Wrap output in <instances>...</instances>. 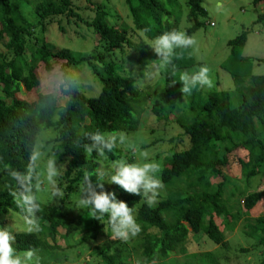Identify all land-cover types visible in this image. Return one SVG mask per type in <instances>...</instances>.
<instances>
[{
  "label": "trees",
  "instance_id": "16d2710c",
  "mask_svg": "<svg viewBox=\"0 0 264 264\" xmlns=\"http://www.w3.org/2000/svg\"><path fill=\"white\" fill-rule=\"evenodd\" d=\"M124 1L133 28L125 21L120 25L111 22L109 11L90 0L94 14L88 18L81 17L71 0L30 1L35 23L12 0H0V44L9 55L0 53V220L26 221L14 200L17 185L11 172L26 170L43 130L55 132L56 144L51 148V155L57 167H61L57 188L63 195L58 204L43 203L36 198L40 231H15L14 247L18 252L32 250L39 264H60L51 256L57 254L53 249L58 247L54 242L60 227L64 229L61 236L65 239L78 235L77 244L98 235L110 237L106 216L96 220L88 207L70 216L64 210V203L79 207L84 178L89 176L95 186L93 173L101 166L100 157L95 152L84 153L82 145L91 142L88 137L92 132L105 135L132 132L140 127L141 120L152 115L165 118L167 109L182 111L176 122L188 137L189 145L167 158L160 175L164 195H160L155 206H148L143 196L103 182L104 191L115 193L130 208L139 204L135 220L140 226V238L130 251L128 240L116 239L113 246L101 247L97 251L99 264H161L169 259L168 264H220L209 251L187 252L186 243L190 235H195L226 248L225 231L234 230L241 215H245L243 234L252 238L263 252L264 212L251 218L249 211L258 202L264 204V75L253 74V59L241 54L246 33L227 42L229 54L221 64L232 78L233 92L214 90L201 98L199 90L194 89L190 95L183 96L179 91L180 71L195 66V62L189 48L176 49L172 65L159 71L163 86L157 103L154 100L152 103L151 95L138 89L134 77L125 73L123 64L113 58L118 59L117 52L124 53L122 56L126 55L130 61L146 57L149 45L144 40H135L137 31L151 41L165 31L177 30L178 17L168 8L176 0ZM202 1H186L187 19L194 21L186 28L188 36L200 27L198 17L206 14ZM259 2L264 4V0H253L254 5ZM56 16H65L68 22L72 17L77 18L87 30L97 34L99 40L94 49L86 55H77L67 48L52 50L46 45L44 27L39 31L40 36L34 35L36 28ZM257 22L264 24V11L258 13ZM28 38L35 40L30 51L26 49ZM127 49L132 53L127 55ZM136 51L141 58L135 56ZM28 58L32 59L31 63ZM39 62L43 64L45 77H56L59 72V94L66 97L62 105L58 104L55 94L37 91L41 80L37 72ZM67 68H85L99 86V92L86 93L79 79ZM23 89L34 97L20 98ZM236 149L245 152L238 159L241 180L247 184L260 177V184L254 190H239L232 178L222 173V167ZM118 152L114 149L105 156L113 161ZM109 171L112 170H108V175ZM234 197L236 200L231 202ZM215 217L220 219L223 228ZM179 255L181 260L174 259ZM255 264H264V255Z\"/></svg>",
  "mask_w": 264,
  "mask_h": 264
},
{
  "label": "rangeland",
  "instance_id": "374dc122",
  "mask_svg": "<svg viewBox=\"0 0 264 264\" xmlns=\"http://www.w3.org/2000/svg\"><path fill=\"white\" fill-rule=\"evenodd\" d=\"M33 0H12L13 3L20 7L23 15L31 22H36V16L31 2ZM76 10L79 11L81 17L88 18L94 14L93 7L88 2L89 0H71ZM93 3H99L104 9L108 10L111 17V22L119 24L125 21L127 26L134 27L128 7L124 0H90ZM187 0H176V4L169 5L168 8L174 12L178 17V31L186 33V28L194 24L193 20L187 19L188 7ZM202 5L206 10L204 16H199L198 21L201 22L200 27L191 33L190 37L194 40V45L189 47L191 50L190 56L194 59L195 66L180 71V75L187 72L191 73L198 69L199 66H206L209 69V78L212 82L211 88H197L201 98H205L210 91L227 90L233 92V81L231 76L221 68V64L227 59L229 54V46L227 42L242 32L246 33V42L242 48L241 54L247 59H253L251 72L255 75H264V24L257 22V15L259 12L264 11V4L262 2L253 4V0H203ZM123 23V22H121ZM62 27V30L59 28ZM45 28L44 37L46 45L52 50L60 48L70 49L77 55H86L90 53L97 45L99 36L90 30H87L82 24L79 23L77 18H70L67 21L65 16L50 17L44 24L36 28L35 36H40L39 31ZM136 41L144 40L148 43L149 49L146 51V57L141 61H130L124 53L117 52L118 59L113 58L119 64H123L125 73L131 74L134 77L135 85L138 89L142 90L147 96L151 95L154 103H157L158 93L162 89L163 82L161 81L160 70L156 67L158 59L155 52L150 48V42L144 38L142 32L137 31ZM35 45L34 38H28L27 50L30 51L31 47ZM101 50V49H100ZM0 53L7 56L8 52L0 44ZM127 55L132 53L130 49L126 50ZM137 58H141L139 51L134 52ZM260 59V60H258ZM29 63L32 62L28 58ZM142 62L144 64L142 65ZM38 75L41 76L40 85L37 87L38 92L53 93L57 97L59 105H62L65 98L59 94V83L61 82L59 72H56V77H45L43 64L38 63ZM67 70L76 78L79 79L84 91L91 95H96L99 92V86L92 80L88 71L83 69ZM178 74V73H177ZM20 98L32 99L34 94L26 92L24 89L19 94ZM184 101L185 97H183ZM235 101V99H233ZM238 103V99H236ZM182 114V111L171 112L166 109V117L158 118L157 116H150L146 120L140 121V127L132 132L117 131L110 133L117 138H123V143H118L116 149L117 158L113 161L109 160L106 156L100 157L99 166L100 171L108 174L111 165L114 161L123 160L128 163H137L142 165L146 162H155L159 165V171L156 173L157 178L160 180L161 171L165 166L166 160L172 153L185 149L189 145L188 137L183 133V130L177 124V118ZM54 131L46 130L38 136L36 142L35 153L41 154V162L37 165L39 173V183L36 187V198L43 203L58 204V199L62 198V193L53 197L51 195L52 188L45 178L43 161L52 158L51 148L56 144L53 141ZM109 135V134H107ZM245 152L242 150H234L228 157V163L222 167V173L232 178L234 185L239 190H254L260 184V177L250 180L247 184L241 180V170L238 159L243 158ZM58 171L61 167H57ZM111 172V171H109ZM217 181L218 179H214ZM161 181V180H160ZM57 186V177H56ZM246 187V188H245ZM234 189V188H233ZM164 195V189L159 190L156 202L152 205L155 206L160 198ZM237 196V195H236ZM78 198V197H77ZM236 197L231 199L234 202ZM69 201V199L67 200ZM76 201V199H75ZM145 201V199H144ZM139 205V204H138ZM137 206L131 208L134 219L136 218ZM65 206V207H64ZM64 210L70 215L77 214L82 211V207L78 205L73 206L71 203H64ZM78 208L80 210H78ZM82 208V209H81ZM264 212L263 202H258L250 211L249 217L254 218ZM245 215H241L238 223L232 231H225L227 246L221 248L214 245L209 240L202 236L198 237L190 235L186 243L187 252H210L220 264H255L259 261L260 257L264 255L257 246V243L242 232L243 222ZM217 223L223 228L220 219L215 217ZM8 226L13 232L24 230L26 221L20 219L14 221L13 218H6L5 221L0 220V227ZM64 229L59 228V233L55 238V247L53 250L57 253L53 258L58 260L60 264H99L97 259V251L106 245L113 246L116 244V239L111 236L98 235L95 239L86 241L82 244H77L76 237L71 236L68 239L63 238ZM140 235L137 234L128 239V249L136 244ZM205 239V240H204ZM67 245H70L67 247ZM174 259L181 260L182 256H176ZM172 259V260H174ZM170 261V259H169ZM164 260L161 264H168ZM49 264V263H46Z\"/></svg>",
  "mask_w": 264,
  "mask_h": 264
},
{
  "label": "clouds",
  "instance_id": "9594fccd",
  "mask_svg": "<svg viewBox=\"0 0 264 264\" xmlns=\"http://www.w3.org/2000/svg\"><path fill=\"white\" fill-rule=\"evenodd\" d=\"M194 43L193 38L183 31L169 30L157 35L150 42V48L158 57L155 60L156 67L168 69L176 58L175 50L189 48ZM208 73L209 69L206 66H199L191 73L181 74L179 91L184 96L185 94L190 95L197 88H211L212 82ZM88 139L91 142L82 145L83 152L86 154L95 152L99 157L112 153L118 143H123V138L118 141L115 136L105 135L99 131L92 132ZM29 159L26 170L24 172L12 171L11 177L17 185L14 193L16 206L26 220L24 230L27 233H33L40 231L39 217L36 215L39 205L36 202L34 189L39 183L37 164L41 162V154L33 153ZM43 164L45 178L52 188L51 195L57 197L60 195V190L56 186L58 176L56 161L54 158H48L43 161ZM111 169L110 175L100 170L93 173L96 180L95 186L89 176L84 178L78 204L81 207H88L92 217L96 220H103L105 216L107 217L112 239L127 241L140 232V226L134 219L131 208L124 201L118 200L115 193L103 190V182L114 183L129 194L143 196L145 203L152 206L156 202L159 190L163 188L156 176L159 165L155 162L140 165L117 160L112 163ZM15 240L16 236L8 226L0 227V264H39V258L35 257L32 250L18 252L14 247Z\"/></svg>",
  "mask_w": 264,
  "mask_h": 264
}]
</instances>
